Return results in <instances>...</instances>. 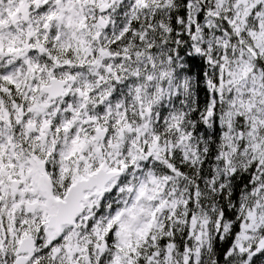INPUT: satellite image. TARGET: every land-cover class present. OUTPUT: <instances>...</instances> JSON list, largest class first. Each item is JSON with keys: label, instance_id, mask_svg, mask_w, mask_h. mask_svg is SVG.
Returning a JSON list of instances; mask_svg holds the SVG:
<instances>
[{"label": "snow or ice", "instance_id": "1", "mask_svg": "<svg viewBox=\"0 0 264 264\" xmlns=\"http://www.w3.org/2000/svg\"><path fill=\"white\" fill-rule=\"evenodd\" d=\"M0 264H264V0H0Z\"/></svg>", "mask_w": 264, "mask_h": 264}]
</instances>
